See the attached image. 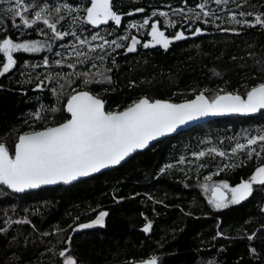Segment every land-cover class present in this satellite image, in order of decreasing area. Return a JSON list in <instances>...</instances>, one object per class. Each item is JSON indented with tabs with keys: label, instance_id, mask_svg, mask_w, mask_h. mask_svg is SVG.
<instances>
[{
	"label": "trees",
	"instance_id": "trees-1",
	"mask_svg": "<svg viewBox=\"0 0 264 264\" xmlns=\"http://www.w3.org/2000/svg\"><path fill=\"white\" fill-rule=\"evenodd\" d=\"M35 2L72 6L75 11H62L66 18L57 27L76 35L59 40L42 23L33 28L24 27L18 18L13 23L6 12L11 5L0 3V36L45 45L38 53H14L17 64L0 76V143L10 154L19 135L69 118L65 106L73 89L94 93L105 101L107 111H116L142 97L178 102L201 91L211 98L221 89L244 96L251 86L264 82V27L255 24L256 15L264 17V0H228L226 5L215 0H112L113 10L122 16L119 26L114 21L100 26L85 23L84 9L91 6L90 0ZM201 3L211 15H203ZM138 8L145 11H135ZM241 12L251 15L240 16ZM233 15L248 24L233 23ZM144 19H149L148 26L129 27ZM154 22L170 39L179 31L187 38L173 40L167 50L159 45L144 48L151 41L148 33ZM197 28L201 34L193 35ZM97 33L124 47L107 44L103 50L88 52L89 45L79 44L77 36L91 46L102 43L91 40ZM123 36L129 39H120ZM133 36L141 43L129 53ZM74 48L91 59L80 63ZM57 60L63 63L57 65ZM0 61L2 70L6 63L2 53ZM69 63L75 68L67 67ZM84 72H102L111 83L85 86L83 77L76 75ZM37 113L42 119L35 118ZM259 135H264V111L226 113L70 185L25 193L0 185V264H63L61 251L77 264H137L153 256L157 264H264V185L253 184L246 199L222 209L208 203L210 193L202 187L248 181L264 165V141L247 146L248 139ZM237 144L247 147L233 154ZM212 148L227 155L209 154ZM201 151L206 155L198 158ZM208 175L211 182L204 179ZM101 211L108 213L103 226L77 230ZM24 220L28 223H17ZM149 222L152 228L145 233Z\"/></svg>",
	"mask_w": 264,
	"mask_h": 264
},
{
	"label": "snow or ice",
	"instance_id": "snow-or-ice-1",
	"mask_svg": "<svg viewBox=\"0 0 264 264\" xmlns=\"http://www.w3.org/2000/svg\"><path fill=\"white\" fill-rule=\"evenodd\" d=\"M4 2L11 5L6 9V12L12 18L13 23L17 18L26 28H33V26L42 23L51 30L54 38L59 40L67 35H76L75 32H61L57 27L66 18L61 15L62 11L67 10L69 14L75 11L68 4L51 7L47 3H36L35 0H0V3ZM215 3L226 5L228 0H215ZM90 4V7L84 9L86 12L85 23L100 26L114 21L117 26L121 24L122 16L113 10L112 0H90ZM198 7L205 17L211 15L210 12L203 11L205 3L199 4ZM135 11L144 12L145 10L138 8ZM132 14L131 12L127 13V15ZM152 15L154 16L156 13L153 12ZM159 15L167 17V13L161 12ZM250 15L251 13H240V16ZM196 18H200L199 14ZM77 19L79 18L73 17V20ZM231 19L233 23L248 24V21L238 20L235 15ZM255 24L264 27V17L256 15ZM148 25L149 19H144L142 24L133 23L129 27L142 28ZM248 26L253 25L249 24ZM16 27L18 28L19 25ZM150 27L151 31L148 35L151 36V41L144 43L142 45L144 48L159 45L167 50L173 40L179 41L187 38L183 31H179L174 33L170 39L155 22L151 23ZM40 31L43 32V29ZM44 34L46 35V33ZM199 34H201V29L197 28L193 35ZM77 39L80 45H89L88 52H95L97 48L103 50L107 44L114 45L115 48L124 47L118 40L108 41L100 37L99 33L91 36L92 41L97 39L103 41L96 46H91L90 41L80 39L78 36ZM120 39L127 40L129 37L123 36ZM140 43L136 37H131V44L127 46V52H135ZM44 47L45 45L39 40L17 43L11 38L0 36V53L7 61L3 63L0 76L8 73L17 64L14 53H38ZM73 52L80 63H86L91 59L87 52H81L75 48ZM99 59L103 60L104 57L100 56ZM55 63L61 65L63 62L57 60ZM44 65H48L47 58L44 60ZM67 67L75 68V64L69 63ZM92 67L95 65L93 64ZM76 75L83 77L85 86L93 82L111 83V77L105 76L102 72L95 74L84 72L76 73ZM97 76L102 79H96ZM60 87L63 89L64 85ZM55 91L56 89H53V92ZM261 109H264V82L251 86L244 96L239 93L224 92L221 89L210 98L205 95L204 91H201L194 99L179 104L142 97L123 110L116 111H106L105 101L91 94L90 91L73 89L66 103V111L71 118L66 122L46 127L41 131L19 135L18 142L15 143L14 151L11 154L9 148L4 143H0V185H5L16 192H23L41 185L58 182L71 183L79 177L88 176L109 166L120 164L132 153L148 147L151 141L175 132L177 128L189 121L208 115L255 113ZM51 111L56 112L58 109L53 108ZM35 118L42 119L39 113ZM258 141H264V135L248 139L247 146L255 145ZM247 146L237 144L232 149V153L244 150ZM254 151L255 149H252L248 152L250 158ZM261 151H264V147ZM211 153L221 157L227 155L215 148L209 149V154ZM197 155L199 158L205 156L206 153L201 151ZM180 162L183 163V159ZM204 179L211 182L212 175H208ZM253 184L264 185V166L257 167L249 181L236 187H229L227 182L205 183L202 187L210 193L208 203L216 209H222L230 203L235 204L246 199L252 193ZM107 215V212L101 211L91 223L80 224L77 230L103 226ZM17 223H28V221H17ZM151 228L152 224L149 222L143 231L148 233ZM59 255L64 258L63 264H77V261L65 251H61ZM143 264H157V257L153 256Z\"/></svg>",
	"mask_w": 264,
	"mask_h": 264
},
{
	"label": "water",
	"instance_id": "water-1",
	"mask_svg": "<svg viewBox=\"0 0 264 264\" xmlns=\"http://www.w3.org/2000/svg\"><path fill=\"white\" fill-rule=\"evenodd\" d=\"M90 93L93 94V95H95V94L92 93V92H90ZM205 95L208 96L207 94H205ZM95 96H96V95H95ZM194 98H195V96L192 97V98H189V99L183 100V101H178V102H174V101L167 100V99H158V100H161V101H167V102L175 103V104H179V103H184V102H186V101L192 100V99H194ZM100 99H101V98H100ZM65 109H66V106H65ZM105 110H106V107H105ZM106 111H107V110H106ZM260 111H264V109H261V110L255 112V113H246V114H244V115H254V114L259 113ZM66 112H67V111H66ZM67 114H68V116H69L68 119H70V118H71L70 114H69V113H67ZM225 114H226V113H225ZM223 115H224V114H219V115H208V116L200 117V118H197V119H195V120L189 121L188 123H186V124H184V125H181L179 128H177V130H176L175 132L169 133V134H167V135H165V136L158 137L156 140L151 141V142L149 143L148 147H146L145 149H142V150H137L136 152L132 153L130 156H128L127 158H125V160L121 161L120 164L115 165V166H109V167H107V168L101 169L99 172L92 173V174H90V175H88V176L79 177V178H77L76 180L72 181L71 183H67V184H65V183H63V182H58V183H56V184H51V185H41V186L38 187V188H35V189H26L25 191H23V192H18V193H25V192H29V191H32V190H37V189H40V188L51 187V186H57V185H70V184H73V183H75V182H77V181H79V180H82V179H85V178L91 177V176L96 175V174H98V173H100V172H102V171H105V170H108V169H112V168H115V167L121 165L122 163H124L126 160H128V159H129L132 155H134L135 153H137V152H141V151H145L146 149H148L149 147H151L155 142H157V141H159V140H161V139H163V138H166V137H169V136L175 135V134H177V133L180 132V131L190 129L191 127L196 126V125H198V124H200V123H203V122H205V121L212 120V119H217V118H219V117H221V116H223ZM64 122H66V120L63 121V122H61V123H64ZM56 125H57V124H56ZM56 125H53V126H56ZM50 127H52V126H50ZM43 129H45V128H42V129H40V130H36V131H41V130H43ZM32 132H33V131H32ZM27 133H29V132H27ZM23 134H25V133H23ZM17 142H18V141H17Z\"/></svg>",
	"mask_w": 264,
	"mask_h": 264
},
{
	"label": "rangeland",
	"instance_id": "rangeland-1",
	"mask_svg": "<svg viewBox=\"0 0 264 264\" xmlns=\"http://www.w3.org/2000/svg\"><path fill=\"white\" fill-rule=\"evenodd\" d=\"M14 59H15V58H14ZM6 62H7V61H6ZM263 166H264V165H263ZM250 179H251V178H250ZM250 179H249V180H250ZM249 180H248V181H249ZM215 183L218 184V183H222V182H215ZM238 185H239V184H238ZM238 185H236V186H238ZM236 186H231V185H229V187H236ZM229 196H230V194H229ZM230 204H232V203H230ZM103 212H106V211H103ZM91 222H92V221H91ZM91 222H90V223H91ZM146 261H147V260H146ZM143 262H144V261H143ZM143 262H139V263H137V264H143Z\"/></svg>",
	"mask_w": 264,
	"mask_h": 264
}]
</instances>
